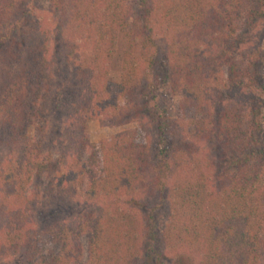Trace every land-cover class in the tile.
Segmentation results:
<instances>
[{
    "label": "trees",
    "instance_id": "1",
    "mask_svg": "<svg viewBox=\"0 0 264 264\" xmlns=\"http://www.w3.org/2000/svg\"><path fill=\"white\" fill-rule=\"evenodd\" d=\"M0 264H264V0H0Z\"/></svg>",
    "mask_w": 264,
    "mask_h": 264
},
{
    "label": "rangeland",
    "instance_id": "2",
    "mask_svg": "<svg viewBox=\"0 0 264 264\" xmlns=\"http://www.w3.org/2000/svg\"><path fill=\"white\" fill-rule=\"evenodd\" d=\"M125 48V41L122 37L118 39V48H117V56L112 61L111 69H110V87L115 92L116 86L120 80V58L119 55ZM226 72V70H225ZM163 105L167 109V111L170 113V116H174V106L176 104V98L172 97L169 93H164L163 95ZM56 103V102H55ZM61 110V114H62ZM64 116V115H62ZM51 118V123H52ZM54 123V122H53ZM128 128H136L135 124L133 123H126L122 125H104L98 122V120L94 119L88 123V135L90 141L94 143H98L101 139L108 137L111 134L118 133L120 131H123ZM88 153L86 152L84 156L86 157ZM81 242L84 246V254H83V260L86 258V245H87V236H83L81 238ZM44 248L45 250L49 249H55L57 250V245L51 243L48 240H44Z\"/></svg>",
    "mask_w": 264,
    "mask_h": 264
}]
</instances>
